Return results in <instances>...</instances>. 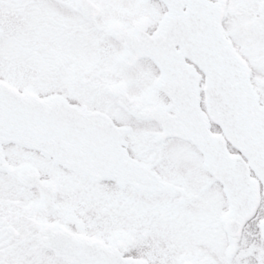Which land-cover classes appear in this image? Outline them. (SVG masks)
I'll return each mask as SVG.
<instances>
[{"label":"snow or ice","instance_id":"snow-or-ice-1","mask_svg":"<svg viewBox=\"0 0 264 264\" xmlns=\"http://www.w3.org/2000/svg\"><path fill=\"white\" fill-rule=\"evenodd\" d=\"M0 264H264V0H0Z\"/></svg>","mask_w":264,"mask_h":264}]
</instances>
